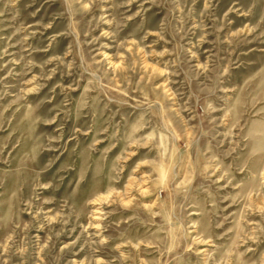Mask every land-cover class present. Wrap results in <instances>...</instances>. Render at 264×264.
I'll return each instance as SVG.
<instances>
[{
	"label": "rangeland",
	"instance_id": "374dc122",
	"mask_svg": "<svg viewBox=\"0 0 264 264\" xmlns=\"http://www.w3.org/2000/svg\"><path fill=\"white\" fill-rule=\"evenodd\" d=\"M0 264H264V0H0Z\"/></svg>",
	"mask_w": 264,
	"mask_h": 264
}]
</instances>
